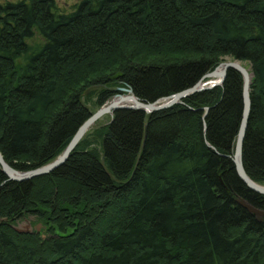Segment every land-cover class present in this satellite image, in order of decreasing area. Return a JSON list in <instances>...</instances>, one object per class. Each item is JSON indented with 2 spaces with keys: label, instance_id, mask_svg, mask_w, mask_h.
I'll return each instance as SVG.
<instances>
[{
  "label": "trees",
  "instance_id": "trees-1",
  "mask_svg": "<svg viewBox=\"0 0 264 264\" xmlns=\"http://www.w3.org/2000/svg\"><path fill=\"white\" fill-rule=\"evenodd\" d=\"M226 58L254 73L243 162L264 185V0H0V151L47 164L118 86L154 102ZM242 90L230 69L170 107L116 109L49 174L0 167V264H264V219L239 203L264 194L232 160ZM29 216L40 232L14 227Z\"/></svg>",
  "mask_w": 264,
  "mask_h": 264
},
{
  "label": "water",
  "instance_id": "water-1",
  "mask_svg": "<svg viewBox=\"0 0 264 264\" xmlns=\"http://www.w3.org/2000/svg\"><path fill=\"white\" fill-rule=\"evenodd\" d=\"M223 65V70L219 71V67ZM229 69H237L243 75V113L240 122V127L236 139V145L234 154L232 156V160L235 164L236 171L239 177L243 180V182L252 190L263 193L264 194V185H259L250 176L247 174V171L243 162V146L244 139L246 135V130L248 126V120L251 109V83L254 73L251 70V67H246L240 60L230 59L225 60L219 64L215 69L206 73L198 82H196L193 86L186 88L180 92H177L171 96L165 97L164 99L157 100L154 102H147L141 100L137 97L132 88L129 86L123 87L119 86L115 90L117 94L114 97L119 96L118 100H113L105 105H103L100 109L94 112L85 122L78 128L75 132L73 138L71 139L69 145L66 147L64 152L53 162L46 164L42 167L36 168L35 170H30L27 172L19 173L15 171L13 168L9 166V164L5 161L2 154L0 153V163L3 166V171L8 174V176L13 180H24L30 179L39 175H44L52 172L54 169L62 165L69 157L70 153L77 146L79 141L82 139L87 130L97 122L102 116L108 113H112L118 108H134L144 110L146 113H151L153 111L161 110L167 107L174 105L175 103L180 102L184 97L208 88L215 87L220 85L222 81L225 79L227 72ZM214 78H219L220 80L215 82ZM131 99L133 101L132 104H124L123 102ZM239 203L248 209L251 213L255 214L258 219H262L264 217V210L259 209L252 204L248 203L246 200L239 198Z\"/></svg>",
  "mask_w": 264,
  "mask_h": 264
},
{
  "label": "rangeland",
  "instance_id": "rangeland-1",
  "mask_svg": "<svg viewBox=\"0 0 264 264\" xmlns=\"http://www.w3.org/2000/svg\"><path fill=\"white\" fill-rule=\"evenodd\" d=\"M3 1H6V0H3ZM57 1V3H58V5H59V7L62 9V10H65V11H70L72 8H73V6L77 3V2H79L80 0H56ZM244 64H246L247 66H249V67H251L250 65H249V63L248 62H243ZM115 94H117V92L115 93ZM114 94V95H115ZM105 105V104H104ZM102 107V106H101ZM109 115H106V116H103L102 117V119L100 120V121H104V122H106L107 120H108V117ZM111 116V115H110ZM99 121V122H100ZM94 126H96V125H92L90 128H89V130L90 129H92ZM88 130V131H89ZM61 212V211H60ZM62 213V212H61ZM63 214V213H62ZM63 216V215H62ZM36 217H34V216H29V217H22V218H20L18 221H17V223H16V225H17V227L18 228H20V229H24V230H33V229H35V230H38V231H41V229H42V224L40 223V224H38L37 222H36ZM104 224V223H103Z\"/></svg>",
  "mask_w": 264,
  "mask_h": 264
},
{
  "label": "bare ground",
  "instance_id": "bare-ground-1",
  "mask_svg": "<svg viewBox=\"0 0 264 264\" xmlns=\"http://www.w3.org/2000/svg\"><path fill=\"white\" fill-rule=\"evenodd\" d=\"M230 59H231V58H226L225 60H230ZM225 60H222L220 63H222V62L225 61ZM241 62H242V61H241ZM220 63H219V64H220ZM219 64H218L217 66H219ZM242 64H244V63L242 62ZM244 65H245L247 68L249 67V66H247L246 64H244ZM217 66H216V67H217ZM216 67H215V68H216ZM215 68H214V69H215ZM222 70H223V65H221V66L219 67V71H222ZM229 70H230V69H229ZM229 70H228V71H229ZM236 70H237V69H236ZM242 76H243V75H242ZM214 79H215V80H214L215 82H217V81L220 80L219 78H218V79H217V78H214ZM224 80H225V79H224ZM224 80L222 81V83L224 82ZM222 83H221V84H222ZM221 84H220V85H221ZM118 87H119V86H118ZM123 87H127V86H123ZM130 88H131V87H130ZM242 91H243V90H242ZM170 96H171V95H170ZM167 97H168V96H167ZM164 98H165V97H164ZM164 98H162V99H164ZM118 99H119V96L114 97V95H113V97H112L108 102H106L105 104H107V103H109V102H111V101H113V100H118ZM159 100H161V99H159ZM156 101H157V100H156ZM123 103H124V104H132L133 101H132L131 99H128V100L124 101ZM175 104H176V103H175ZM100 108H101V107H100ZM100 108H99V109H100ZM118 109H119V108H118ZM96 111H97V110H96ZM96 111H95V112H96ZM113 112H114V111H113ZM113 112H112V113L105 114L104 116H106V115H112ZM93 113H94V112H93ZM93 113H92V114H93ZM89 117H90V116H89ZM102 117H103V116H102ZM102 117H101L97 122H95L93 125H96V124L102 119ZM87 119H88V118H87ZM84 122H85V121H84ZM84 122H83V123H84ZM83 123H82V124H83ZM82 124H81V125H82ZM81 125H80V126H81ZM80 126H79V127H80ZM77 130H78V129H77ZM88 130H89V129H88ZM88 130H87V131H88ZM86 133H87V132H86ZM86 133H85V134H86ZM85 134H84V136H85ZM84 136H83V137H84ZM83 137H82V138H83ZM72 138H73V137H72ZM70 141H71V140H70ZM79 142H80V141H79ZM69 143H70V142H69ZM69 143H68V145H69ZM78 144H79V143H78ZM78 144H77V146H78ZM68 145H67V146H68ZM235 145H236V143H235ZM67 146H66V147H67ZM77 146H76V147H77ZM76 147H75V148H76ZM75 148H74V149H75ZM65 149H66V148H65ZM65 149H64V150H65ZM64 150H63V152H64ZM73 151H74V150H73ZM73 151H72V152H73ZM63 152H62V153H63ZM72 152L70 153V155L72 154ZM0 153L2 154L3 158L5 159L3 153H2L1 151H0ZM62 153H61V154H62ZM61 154H60L59 156H61ZM70 155H69V157H70ZM59 156H58V157H59ZM58 157H56L54 160H56ZM69 157H68V158H69ZM54 160H52L51 162H53ZM67 160H68V159H67ZM67 160H66V161H67ZM5 161L9 164V166H10L11 168H13L15 171H17V172H19V173L27 172V171H30V170H35L36 168H39V167H42V166L46 165V164H44V165H42V166H39V167H36V168H32V169H30V170L22 171V170H18V169H16V168H14V167H13V166H12L7 160H6V159H5ZM66 161H65V162H66ZM51 162H49V163H51ZM65 162H64V163H65ZM49 163H47V164H49ZM64 163H63V164H64ZM63 164H62V165H63ZM60 166H61V165H60ZM0 167H1L2 171H3V166H2L1 163H0ZM3 172H4V171H3ZM4 173H5V172H4ZM50 173H51V172H50ZM5 174L8 176L7 173H5ZM47 174H49V173H47ZM247 174H248V173H247ZM42 175H43V174H42ZM42 175H39V176H42ZM44 175H46V174H44ZM8 177H9V176H8ZM36 177H37V176H36ZM9 178H10V177H9ZM33 178H34V177H33ZM250 178H251V177H250ZM10 179H11V178H10ZM30 179H32V178H30ZM253 181H254V180H253ZM256 183H257V182H256ZM258 184H259V183H258ZM259 185H263V184H259ZM261 194H263V193H261ZM241 199H243V198H241ZM244 200H245V199H244ZM259 209H260V208H259ZM262 210H264V209H262ZM262 219H264V217H263ZM262 219H259V220H262ZM38 224H40V223H38ZM14 227H15L18 231H27V230H24V229H20V228H18L16 224L14 225ZM28 231H30V230H28ZM33 231H35V229H33ZM36 231H37V232H40V231H38V230H36ZM45 237H46L45 234H43V238H45Z\"/></svg>",
  "mask_w": 264,
  "mask_h": 264
}]
</instances>
